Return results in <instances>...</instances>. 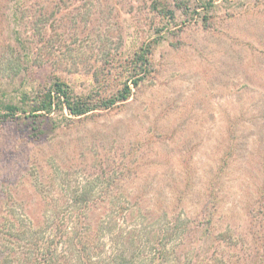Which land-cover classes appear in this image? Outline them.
<instances>
[{"label": "rangeland", "instance_id": "rangeland-1", "mask_svg": "<svg viewBox=\"0 0 264 264\" xmlns=\"http://www.w3.org/2000/svg\"><path fill=\"white\" fill-rule=\"evenodd\" d=\"M69 210L93 255L264 264V0H0V257Z\"/></svg>", "mask_w": 264, "mask_h": 264}, {"label": "trees", "instance_id": "trees-1", "mask_svg": "<svg viewBox=\"0 0 264 264\" xmlns=\"http://www.w3.org/2000/svg\"><path fill=\"white\" fill-rule=\"evenodd\" d=\"M146 53H140L138 55L139 60L142 62L145 60L144 56ZM137 84V82H136ZM61 86H65L63 83L58 84L57 90L63 94V99L61 97L60 104L65 106L69 112V114L73 116H81L90 110L95 109L97 105L91 104L88 98L86 97H73L69 94L68 90L60 89ZM128 87H124L122 93L120 92L117 97L113 96V98L105 99L99 107H109L113 105L116 100H124L129 95ZM43 101L41 105L34 106L31 110L32 113L40 110H50L51 97L49 93H44L42 96ZM58 104V101H57ZM5 113L2 115L3 117H8L17 112V107L13 105H6L4 107ZM83 203L78 205L85 206V199H81ZM66 209L69 206L65 204ZM73 212V213H72ZM73 214L72 216L70 214ZM76 211L69 210L70 217H57L45 219V225H47L46 230L39 228L29 230L30 226L20 224L17 225L13 230L14 232L8 235L14 236L16 238L24 239L23 242L27 246L26 250H22L17 256V261L20 263L15 264H124L123 259L127 256L131 262V264H163L165 262L163 247L160 246V242L155 240V251L154 254L150 251H147L146 255L140 256L139 254L134 255V248L131 249H123L121 246L117 248V252L113 255V251L111 252V258L105 257V254L96 253L93 255V251L95 250L94 241H91L93 236L89 238L86 232H83L86 228V220L82 215H76ZM67 216V215H66ZM72 218V219H71ZM67 224V230L69 224L72 226L70 231L66 234L64 233V227ZM29 225V223H28ZM99 226V225H98ZM51 228V229H50ZM135 231V229H133ZM28 231V232H27ZM94 233V231L92 232ZM99 233V228H95V235ZM121 234V233H120ZM119 234L120 238L124 236L122 233ZM28 235L29 237H27ZM84 236L86 238H84ZM7 238V239H8ZM136 239L139 243H143L144 239L140 240V234L136 230V234L129 231L127 237L121 240V245L125 246L126 242L132 243V240ZM12 240V239H10ZM125 240V241H124ZM97 241V240H96ZM62 248L61 251L58 252L59 247ZM126 247V246H125ZM72 253L71 255L76 256L74 259L68 257L67 250ZM75 253V254H74ZM8 255H11L10 252H7ZM119 255L121 258H114L115 255ZM136 254V253H135ZM67 255V256H66ZM98 255V257H97ZM113 255V256H112ZM8 260V257H5ZM107 258V259H106ZM6 259H2L0 257V264H14L11 261H7ZM138 261V262H137ZM134 262V263H132ZM137 262V263H136ZM140 262V263H139ZM253 264H260L258 263Z\"/></svg>", "mask_w": 264, "mask_h": 264}]
</instances>
